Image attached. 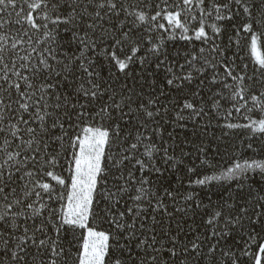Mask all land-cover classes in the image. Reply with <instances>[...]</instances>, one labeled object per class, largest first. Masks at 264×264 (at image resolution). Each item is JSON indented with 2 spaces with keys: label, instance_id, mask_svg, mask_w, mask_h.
<instances>
[{
  "label": "snow or ice",
  "instance_id": "1",
  "mask_svg": "<svg viewBox=\"0 0 264 264\" xmlns=\"http://www.w3.org/2000/svg\"><path fill=\"white\" fill-rule=\"evenodd\" d=\"M262 41L264 0H0V264H264V158L167 131L255 150Z\"/></svg>",
  "mask_w": 264,
  "mask_h": 264
},
{
  "label": "trees",
  "instance_id": "2",
  "mask_svg": "<svg viewBox=\"0 0 264 264\" xmlns=\"http://www.w3.org/2000/svg\"><path fill=\"white\" fill-rule=\"evenodd\" d=\"M179 42L176 47H179ZM259 50L261 53H264V41H262L259 45ZM246 61L249 63H254L255 58L250 54V51L246 47V50L243 53ZM242 115L236 117L237 122L246 123L247 121L242 119ZM253 118H259L258 113H253ZM168 132H172L174 137H176L179 141L187 139L191 143L183 145L185 150H191L193 156L191 157L192 161L199 166V160L196 159V149L194 145H199L203 142L209 149L207 156L209 159L213 160L221 169L225 167V165H229L232 161V157L240 158L241 156L244 159H248L249 157L255 159L264 158V141L256 139L253 141L255 150H248L244 145L248 142L246 139L247 134L243 130H237V133L231 137H226L224 139H217L221 137L220 129L216 126V121H212V125L208 128L207 132L204 131L203 128L197 126H193L189 124L186 128H178L174 126H169L167 128ZM236 147L233 148L232 146ZM219 147L220 151L217 152V148ZM227 150V151H226ZM187 161V158H186ZM171 179V177H170ZM173 184L175 185V180H173ZM246 184H251L255 188H259L264 186V176H261L259 172L250 173V179L246 181ZM184 186H188V181L185 178ZM227 189V190H225ZM236 190V185L233 182L231 186L225 184L224 187L219 186H210L209 188L203 189L201 191V198L207 201V197L211 196L213 200L219 199L220 197H227L229 192H233Z\"/></svg>",
  "mask_w": 264,
  "mask_h": 264
}]
</instances>
